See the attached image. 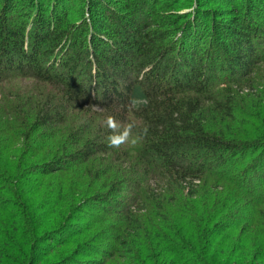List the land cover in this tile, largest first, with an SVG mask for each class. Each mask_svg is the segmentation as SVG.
<instances>
[{
	"label": "trees",
	"instance_id": "obj_1",
	"mask_svg": "<svg viewBox=\"0 0 264 264\" xmlns=\"http://www.w3.org/2000/svg\"><path fill=\"white\" fill-rule=\"evenodd\" d=\"M123 1L0 0V84L34 83L0 99V264H264V0ZM109 115L141 174L113 173ZM80 167L107 192L36 191Z\"/></svg>",
	"mask_w": 264,
	"mask_h": 264
},
{
	"label": "rangeland",
	"instance_id": "obj_2",
	"mask_svg": "<svg viewBox=\"0 0 264 264\" xmlns=\"http://www.w3.org/2000/svg\"><path fill=\"white\" fill-rule=\"evenodd\" d=\"M116 1H120L123 3V5L125 4V2L123 0H116ZM3 3H8V1L6 2H3ZM112 3V2H111ZM72 8H74V4L72 3ZM116 7V6H115ZM6 7L3 6V5H0V12L3 11ZM71 7H69L70 10H68L66 13H67V17L70 18L71 20V17L73 15V9ZM230 16L231 14H225V13H220V15L217 16L216 18V21H219V22H222L223 24H227L229 23L230 21ZM8 19L10 20H15V16L14 14L12 13H9L7 15ZM131 17V16H130ZM129 15H125V18L126 19H130ZM128 22V21H127ZM262 68L264 69V66H262ZM83 77V76H81ZM33 81L32 80H29V79H26L24 81H20V80H16L14 81L13 83H3V84H0V91H1V88L6 90V94L0 92V99L1 98H9L10 101H9V105L8 106H24V104H20L19 102L23 99L24 96L26 95H29L32 100H33V93L31 92H28L27 90H23L24 88L26 89H29V88H32V91L34 90V85H33ZM30 85V86H29ZM26 93V95H25ZM11 95V96H10ZM29 106H33V105H29ZM136 122V121H135ZM30 124V122H28ZM138 124V122H136ZM20 127H25V125H20ZM34 134V133H33ZM65 138L64 140H67L68 138V134L67 135H63ZM89 137V136H88ZM121 146H124L125 148H119L117 149L114 154H120L121 152H125V155H126V159L124 160V165L122 166V168L120 169L121 165H113L111 162V159H113L115 156L112 155V157H109V156H103V155H99L95 158H98V160H93L92 162V166H89V169L91 170H99V169H103L101 166L102 165V161L104 160L106 163H108L109 165L112 164V167H113V173L114 174H118V173H121V170L122 171H128V174H131V173H139L141 174V172L143 171L142 170V166L141 165H138L136 166L135 164L137 163L136 161V157L134 156V154L132 153L133 151V148L136 146L135 145H129V144H124V145H121ZM15 147L13 150H11L10 152H13V156L15 155H19L21 153V150L24 149L25 150V144L23 143V141L21 139H18L15 143ZM11 148V147H10ZM128 149V151H127ZM25 157H26V154H25ZM133 158V163L135 168H133L132 166H126V162H130V160ZM12 161V163L14 162V159H10ZM15 163L17 164L18 163V159L15 161ZM14 163V164H15ZM99 163L101 164V166L99 165ZM15 166V165H14ZM80 170V171H79ZM77 171V172H75ZM82 167H80L78 170H74V171H71V172H67L66 174H63L61 175L60 173H56L55 175H49L47 177H45V179L42 180L41 182V185L44 184L45 182H49L50 184L49 185H45V186H41L40 184L38 185V187L36 188V191L37 190H40L41 191V194L43 195H50L51 192L53 191L54 187H57L58 186V183H64V186L67 188L68 186H72V185H75V183H80V184H85L87 183V189L84 190L83 192L86 194V191L88 189L90 190H93V191H101V192H107V188H106V185H105V178H103L102 182H97V181H91L89 180L88 182H86L85 179H83V177L81 176L82 175ZM92 175H95V173H93ZM146 185L144 186L145 189H144V194L141 195V200H147L148 199V196H149V192H153V193H162V191L159 189V186L161 185V181H159L158 179H154V178H149L148 176L146 177L145 179V182H144ZM211 183H213L212 185H214V187H217V186H220V183H217L215 182L214 180H211ZM88 184L90 185H93L91 188L88 187ZM41 186V187H40ZM59 187V186H58ZM102 187V188H101ZM40 188V189H39ZM66 190V189H65ZM218 191L220 192V189H218ZM69 193V192H67ZM95 195V194H94ZM93 196V195H92ZM118 197H121V196H118ZM138 209L135 210V212H137ZM117 217H114V215L112 217H109V219L106 221L107 225H110L112 224L114 221H116ZM77 222L74 221L73 224H76ZM101 224H99L98 226H100ZM100 228V227H98Z\"/></svg>",
	"mask_w": 264,
	"mask_h": 264
},
{
	"label": "clouds",
	"instance_id": "obj_3",
	"mask_svg": "<svg viewBox=\"0 0 264 264\" xmlns=\"http://www.w3.org/2000/svg\"><path fill=\"white\" fill-rule=\"evenodd\" d=\"M129 103L133 109L139 110L143 105H146L147 100L132 97ZM106 124L110 130L107 141L112 148L118 149L124 144L135 145L141 139V133L135 121L121 123L115 117L109 115L106 118Z\"/></svg>",
	"mask_w": 264,
	"mask_h": 264
}]
</instances>
